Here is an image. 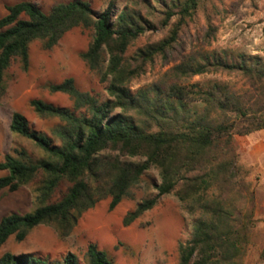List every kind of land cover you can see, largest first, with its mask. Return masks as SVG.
I'll return each instance as SVG.
<instances>
[{
  "label": "trees",
  "instance_id": "trees-1",
  "mask_svg": "<svg viewBox=\"0 0 264 264\" xmlns=\"http://www.w3.org/2000/svg\"><path fill=\"white\" fill-rule=\"evenodd\" d=\"M220 1L110 0L96 11L89 1L72 0L48 12L22 1L6 8L0 18V94L14 60L29 68L34 42L52 50L67 33L85 28L94 36L81 58L107 83V98L81 91L73 79L51 85V92L69 96L72 106L30 102L41 119L56 122L50 134L32 128L23 114H13L11 131L30 141L40 156L23 147L7 154L0 163V172H6L0 192L35 186L36 207L1 219L0 248L11 237L23 242L42 225L69 236L86 212L107 199L113 211L146 172L156 169L158 194L128 212L124 225L173 195L186 212L198 216L190 240L179 248V264H243L256 223V196L241 177L236 136L264 131V58L243 56L232 62L215 54H182L158 81L132 88L147 68L169 59L183 31L201 14L212 40ZM151 35L158 38L127 55ZM204 76L236 81L190 83ZM85 257L87 264H115L94 243ZM0 264L81 263L73 253L58 262L7 253Z\"/></svg>",
  "mask_w": 264,
  "mask_h": 264
},
{
  "label": "rangeland",
  "instance_id": "rangeland-1",
  "mask_svg": "<svg viewBox=\"0 0 264 264\" xmlns=\"http://www.w3.org/2000/svg\"><path fill=\"white\" fill-rule=\"evenodd\" d=\"M22 1L36 3L43 11L72 0H0V18L7 14V7ZM94 10L106 8L110 0H86ZM221 15L215 17L216 33L207 39L205 17L201 14L186 28L179 43L166 62H158L147 68L146 73L135 80L132 88L137 89L158 81L179 60L182 54L207 53L238 61L240 57L260 56L264 58V0H221ZM120 6H123L119 3ZM92 29L76 28L65 35L52 50H45L43 43L34 42L30 47L29 68L25 70L19 60H14L5 73L4 91L0 94V163L17 147L40 156V151L27 139L14 134L11 120L15 112L23 114L35 130L50 134L55 121L41 119L31 107L32 100H43L62 107H71L69 96L53 93L51 85L73 79L84 92L107 98V83L91 72L81 58V53L92 43ZM155 35L143 38L128 50L133 56L144 48ZM219 76L196 77L190 83L204 86L215 82H235ZM241 177L250 183L256 196L255 227L251 244L243 264H264V131L251 135L236 136ZM127 162H142L143 159L125 158ZM6 172H0V177ZM161 177L156 169L146 172L131 188L128 197L111 211V200H104L79 219L72 233L62 238L53 226L42 225L34 229L23 241L11 237L0 248V259L7 253L31 255L61 261L67 254L78 256L81 264H87L86 251L94 243L108 254L115 264H179V248L190 240L198 216L183 209L179 199L173 195L163 196L156 207L145 213L135 223L126 227L124 218L128 212L158 192L156 187ZM66 187L60 189V195ZM35 186L23 187L19 191L0 192V221L13 213L27 214L35 210Z\"/></svg>",
  "mask_w": 264,
  "mask_h": 264
}]
</instances>
